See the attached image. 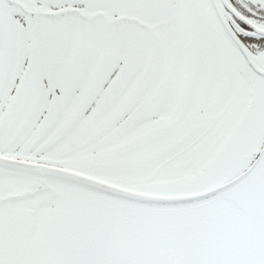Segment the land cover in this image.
<instances>
[{
	"label": "snow or ice",
	"instance_id": "snow-or-ice-1",
	"mask_svg": "<svg viewBox=\"0 0 264 264\" xmlns=\"http://www.w3.org/2000/svg\"><path fill=\"white\" fill-rule=\"evenodd\" d=\"M0 264H264V0H0Z\"/></svg>",
	"mask_w": 264,
	"mask_h": 264
}]
</instances>
